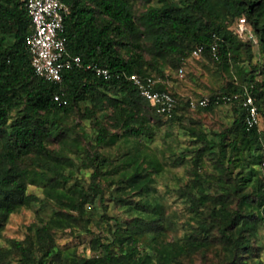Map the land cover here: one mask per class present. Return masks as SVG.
<instances>
[{
  "label": "trees",
  "instance_id": "16d2710c",
  "mask_svg": "<svg viewBox=\"0 0 264 264\" xmlns=\"http://www.w3.org/2000/svg\"><path fill=\"white\" fill-rule=\"evenodd\" d=\"M62 1L69 7L65 17L67 53L80 56L84 67L65 70L61 82H52L38 76L32 67L27 44L32 20L26 0H0V230L11 214L32 202L67 198L68 206L78 211V216L87 218V225L100 207V220L106 223L111 236L98 234L95 255L71 254L67 264H153V260L159 264H181L182 256L206 254L211 245L219 244L223 246L221 264H246V254H253L251 235L259 223L264 228L262 171L255 183L252 177H243L234 185L225 186V192L214 202L201 187L182 190V195L191 198L192 208L203 218L182 241L162 244L147 241L155 259H141L140 239L149 233L155 234L162 226V209L148 198L126 196L123 189L129 186L138 196L150 192L154 175L162 169L161 162L151 157L150 152L158 140L157 129L161 125L181 121L192 111L208 110L216 104L192 108L191 99L216 98L249 87L261 112L264 0H157L156 4L144 0L148 4L142 12H137L134 0ZM242 19L257 39L258 58L253 45L241 44L232 29ZM213 43L218 44L219 60L212 56ZM199 45H205L206 51L196 59L210 58L219 64L243 62L241 47L244 45L252 71L243 76L242 84L232 83L208 95L181 96L167 84L170 76L167 71L183 68L192 57V50ZM89 64L109 69L111 78L85 69ZM133 74L157 78V90L177 97L178 104L171 117L159 114L141 95L130 80ZM259 75L263 76L262 82L257 80ZM57 94L62 96L61 101L55 100ZM236 104V120L232 128L219 135L218 141L213 142L197 128L192 127L191 134L207 146L216 143L218 149L213 153L223 170H226L229 149L241 150L242 142L248 147L257 145L255 151L260 153L252 155L251 162L254 166L259 164L261 169L264 129L260 123L248 129L245 110L240 103ZM70 117H73L72 123ZM77 121L91 124L94 144L88 141L90 146L82 166L88 175V185L76 182L72 195L67 196L60 189L74 179V172H67L72 161L50 145L55 141L67 144L70 133L77 132ZM231 131L234 139L229 142ZM119 132L139 141L142 149L115 162L102 149L121 135ZM74 142L79 146L78 138ZM33 175L50 183L44 200L28 193ZM250 183L252 191L243 193ZM114 184L119 187L112 190ZM237 195H241L237 198L238 204L232 206ZM120 204H127L146 217L150 215L151 220L145 216L126 219L117 211ZM63 223V215L57 212L47 223L33 229L37 239L43 242L39 257L32 246L16 242L20 264H56L55 257L61 250H56L55 231ZM5 255L0 248V264H11Z\"/></svg>",
  "mask_w": 264,
  "mask_h": 264
},
{
  "label": "rangeland",
  "instance_id": "374dc122",
  "mask_svg": "<svg viewBox=\"0 0 264 264\" xmlns=\"http://www.w3.org/2000/svg\"><path fill=\"white\" fill-rule=\"evenodd\" d=\"M134 2L137 12H142L148 4L144 0H134ZM151 2L156 4L157 0H151ZM239 23H244V31L240 29ZM232 29L241 44L253 45L254 54L258 58L260 55L258 42L247 21L240 20L233 25ZM241 50L244 57V61L241 63L219 64L210 58L191 57L183 65L184 76L180 75L179 69H168L167 74L170 76L167 84L179 95L191 98L208 95L232 83L242 84L244 83L243 76L251 72L252 67L244 45ZM257 80L262 82L263 76L259 75ZM237 105L236 103H220L208 110L198 109L190 112L181 121L165 123L157 129L158 140L152 144L153 149L150 152L151 157L161 162L162 169L154 175L149 195L146 193L138 196L134 189L130 190L129 186L123 189L126 196L136 199L148 198L159 205L163 212L162 226L154 231L155 234L149 233L140 239L142 260L148 257L155 259L147 241L153 244L182 241L188 233H192L194 228L199 226L203 217L192 208L191 198L184 197L181 193L182 190L186 188L196 190L201 187L208 194L209 200L214 202L225 192V186L234 185L240 178L252 177L254 183L258 180L261 173L260 166L259 164L254 166L251 162L252 155L260 153L255 151L257 145L252 144L248 147L242 142L241 150L232 152L229 149L225 161L226 170H223L224 167L219 168L216 161L217 156L213 153L218 149L216 143L213 146H207L193 137L190 131L192 127L200 129L207 133L208 138L213 142L218 141L219 135L223 131L232 128L237 116ZM260 108V128L264 129V98L260 100ZM73 117H70L69 121ZM78 122L77 132L70 133V137L66 140L67 144L55 141L50 145L72 161L67 166V172L73 171L74 179L66 188L60 189L65 191L67 196L72 195V187L76 182L88 185V175L84 170L82 171V166L86 161L87 147L90 146L88 141L94 144V132L89 122ZM119 133L121 135L102 149V152L110 155L115 162L142 149V144L139 141L122 135V132ZM76 137L79 139V146L74 145ZM233 139L234 133L231 131L228 140L230 142ZM156 146H159L158 149L155 148ZM49 186L50 183L46 179L33 175L32 181L28 185V193L36 194L44 200L45 197H48L46 188ZM117 187L119 184H114L111 189L115 190ZM251 191L250 183L245 187L243 193ZM239 196L241 195H237L233 199L232 206H237ZM67 203V198H62V201L45 198L44 201L32 202L29 206L22 207L11 214L0 230V248L6 254L5 259L11 264H20V251L16 248V242H20L24 246H32L36 256L39 257L43 242L37 239L33 229L47 223L57 212L63 215L65 223L55 231L56 250H61L60 255L55 257L56 264H67V257L71 254L82 257L95 255L96 236L102 234L108 238L111 237L107 231L106 223L100 220L102 209L100 207L96 209L92 222L87 225V218L78 216V211L70 208ZM117 209L126 219L145 216L139 211L132 210L127 204H120ZM146 218L151 220L150 215ZM251 236L253 254H246V264H264V228L262 224L257 225ZM222 252L223 246L220 244L211 245L206 254L199 252L184 255L179 260L181 264H211L212 262L221 264L223 262ZM147 264H152V262ZM153 264L159 263L157 260H153Z\"/></svg>",
  "mask_w": 264,
  "mask_h": 264
},
{
  "label": "built area",
  "instance_id": "2783aa9c",
  "mask_svg": "<svg viewBox=\"0 0 264 264\" xmlns=\"http://www.w3.org/2000/svg\"><path fill=\"white\" fill-rule=\"evenodd\" d=\"M26 7L32 20V32L27 39L31 53V63L35 73L52 82H61L63 72L73 68L84 67L80 56H72L67 53V36L65 17L69 13V7L62 0H26ZM240 29L245 30L244 23H239ZM211 53L214 59L219 60L218 44L213 43ZM206 51L205 45H199L192 50L191 56L200 57ZM85 69L93 70L96 74L106 79L111 78L109 69L97 64H89ZM184 75V68L179 70ZM143 97L150 101L157 112L171 117L178 104V99L172 93L157 90L159 80L153 76L142 77L137 74L130 76ZM56 101H61L62 96L57 94ZM240 103L245 110V123L248 129L254 128L260 123L259 107L249 87L242 92L217 96L216 98L203 97L199 100L191 99L189 105L192 108L205 107L211 103ZM66 103V101H64ZM261 171L264 183V149Z\"/></svg>",
  "mask_w": 264,
  "mask_h": 264
}]
</instances>
